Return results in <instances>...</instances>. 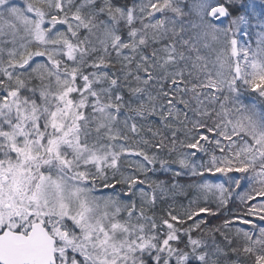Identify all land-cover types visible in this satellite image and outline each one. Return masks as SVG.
Here are the masks:
<instances>
[{"label":"snow or ice","instance_id":"6c2138e0","mask_svg":"<svg viewBox=\"0 0 264 264\" xmlns=\"http://www.w3.org/2000/svg\"><path fill=\"white\" fill-rule=\"evenodd\" d=\"M0 264H264V0H0Z\"/></svg>","mask_w":264,"mask_h":264}]
</instances>
